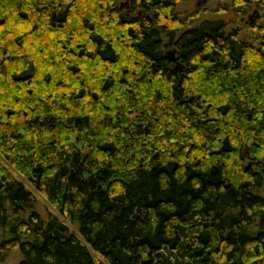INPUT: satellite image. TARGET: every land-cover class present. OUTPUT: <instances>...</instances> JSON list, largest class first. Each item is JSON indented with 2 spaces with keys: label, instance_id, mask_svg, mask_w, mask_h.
<instances>
[{
  "label": "trees",
  "instance_id": "trees-1",
  "mask_svg": "<svg viewBox=\"0 0 264 264\" xmlns=\"http://www.w3.org/2000/svg\"><path fill=\"white\" fill-rule=\"evenodd\" d=\"M181 2L0 0V264H264V0Z\"/></svg>",
  "mask_w": 264,
  "mask_h": 264
},
{
  "label": "rangeland",
  "instance_id": "rangeland-1",
  "mask_svg": "<svg viewBox=\"0 0 264 264\" xmlns=\"http://www.w3.org/2000/svg\"><path fill=\"white\" fill-rule=\"evenodd\" d=\"M123 2L125 3L127 2V0H123ZM216 9L217 3L209 2V0H182L180 6L177 9V12L182 17H185L187 15L195 13L196 11L201 10L202 16L198 21L199 24L205 21L225 22L228 24V31H241V36L244 40H249L252 38L251 33L247 29H245L246 24H240L239 20L237 19V16L233 11L226 14H217L215 12ZM249 16V19H252L251 22L260 18L259 14L255 15L254 11H252ZM0 162H2L3 165L7 167V169L15 176V178L19 182H21L38 199L37 210L43 217H46L49 213L58 216L56 210L46 200H44V198L24 178L18 175L10 166L3 162L1 157ZM60 219L72 232L76 233L77 236H79L77 228L75 226L67 223L62 218ZM90 252L96 260L101 261L103 264H107L106 261L99 255H97L93 250L90 249ZM22 259L23 257L21 253L19 251H16L10 255V257L4 264H20Z\"/></svg>",
  "mask_w": 264,
  "mask_h": 264
},
{
  "label": "water",
  "instance_id": "water-1",
  "mask_svg": "<svg viewBox=\"0 0 264 264\" xmlns=\"http://www.w3.org/2000/svg\"><path fill=\"white\" fill-rule=\"evenodd\" d=\"M168 54L170 55L172 60L177 61L176 52L174 50L169 51ZM177 68L180 69V70H183V67L179 63H177ZM243 158L244 159L246 158V153L243 154Z\"/></svg>",
  "mask_w": 264,
  "mask_h": 264
}]
</instances>
